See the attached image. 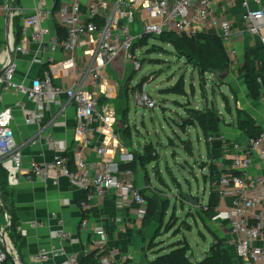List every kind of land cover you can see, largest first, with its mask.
Instances as JSON below:
<instances>
[{
	"label": "built area",
	"instance_id": "1",
	"mask_svg": "<svg viewBox=\"0 0 264 264\" xmlns=\"http://www.w3.org/2000/svg\"><path fill=\"white\" fill-rule=\"evenodd\" d=\"M34 2L20 43L16 45L15 38L10 40L12 54H27V46L32 41L42 51L56 53L61 49L67 57L55 63L49 58V63L54 65L43 78L30 85L17 81L18 64L14 58L3 60L0 104L8 92L25 96L36 105L35 110L25 113L26 123L41 127L51 106H61L59 97L65 95L68 102L75 105L74 137L78 148L69 153L68 148L51 134H40L33 144L44 141L59 155L53 162L33 164L24 169L23 152L12 129L13 111L11 108L0 110V166L7 172L9 186H18L21 177L27 182L43 179L58 185L60 179L67 176L84 192L83 206L114 192L119 208L135 204L139 208L138 218L144 220L148 203L136 183L135 172L130 168L122 169L134 161V156L124 150L116 129L119 119L112 103L120 89L111 72L120 60L129 63L135 71L142 68L136 47L144 35L160 37L173 32L192 38L212 33L228 44L234 36L248 33L264 47V0H242L244 30L241 33L235 30L227 15L219 13L215 0H85L84 4L75 2L58 8L48 6L46 0ZM12 13L20 17L27 15L23 7H15ZM52 20L64 34L48 42L47 23ZM56 78L68 84L57 85ZM257 82L262 87L261 100L264 102V75ZM147 89L145 84L132 87L130 92L135 96L137 107L153 111L158 100ZM213 140L215 138H210V142ZM217 140L227 141L221 136ZM240 145L236 143L231 151H225L224 158L230 159L232 165L226 168L218 182L220 198L225 204L221 219L228 224L232 237L230 246L236 257L245 264H264V177L247 174L255 155L264 162V131L258 138L248 140L245 147ZM92 153L99 162L88 160ZM82 225L86 229L87 221ZM29 227L37 229L41 223L32 222ZM11 229L12 220L7 215V224L0 231V264H21L11 240ZM17 233L26 236L27 230L18 227ZM94 233L100 237L97 247L104 249L107 244L105 229L96 228ZM53 234L60 241L70 239L63 229ZM60 257L64 258L61 264H82L77 254H67L55 246L40 250L36 259L50 261ZM115 257V252H110L101 259V264H109Z\"/></svg>",
	"mask_w": 264,
	"mask_h": 264
},
{
	"label": "crops",
	"instance_id": "2",
	"mask_svg": "<svg viewBox=\"0 0 264 264\" xmlns=\"http://www.w3.org/2000/svg\"><path fill=\"white\" fill-rule=\"evenodd\" d=\"M46 1L47 5L53 8L68 6L75 2L85 3V0ZM215 1L219 13L227 15L235 30L241 33L244 30L242 0ZM15 7H23L27 14L26 17L13 14L12 10ZM34 7V0L17 2L14 0H0V72L3 70V60L8 59V57L14 58L18 64L16 79L26 85H30L36 79L43 78L45 72L50 70L51 65L54 64L49 63V58H53L55 63L63 61L67 57L61 49L56 53H50L48 50L42 51L39 45L32 41L27 46V54L13 53L11 57L9 53L10 40L16 38L19 32L22 36L26 18L32 15ZM47 27L50 30L49 42L58 36L59 29L55 20L49 21ZM30 38V33H28V39L30 40ZM225 47L229 56H238L239 61L243 62L247 52L263 46L254 36L243 33V35L234 36L228 44H225ZM117 66L114 68V73H116V70H120ZM55 83L62 86L68 84L60 78H56ZM118 88L120 89L118 97L112 103L119 119L116 129L119 131L122 147L132 154L131 144L123 142V126H120V109L117 106V103L123 100V90L120 86ZM59 99L62 105H52L45 115L41 127H38L29 125L25 121V113L35 110L36 105L33 101L14 92L3 95L0 110L11 108L13 111L12 129L15 140L20 144L23 152L24 169H28L33 164L53 162L59 155V152L44 141L33 144L40 134H51L55 140L68 148L69 153L78 148L74 137L76 125L75 105L70 104L65 95L60 96ZM246 99L247 101L243 103L242 109L250 113L256 120L257 125L264 130V102L253 100L251 95L250 98L247 97ZM127 109L129 110L128 106ZM221 133L227 135L223 130ZM234 137L243 147L248 144V140L240 132L237 131ZM225 139L230 140L227 136ZM88 160L93 163L99 162V159L93 153L88 155ZM135 163L136 161H133L131 164L135 165ZM218 166L221 167V163ZM134 172L136 183L147 200L148 208L150 204L155 205L156 208L155 215L148 218L147 209V219L144 220L138 218L139 208L135 204L123 209L119 208V199L114 192H111L108 197L94 200L83 206L84 192L79 190L73 180L67 176L62 177L58 185H55L51 180L43 179L27 182L23 177L20 178V184L16 187H10L8 184L12 195L9 204L11 216L12 211H14L19 227H24L27 230L26 236L20 235L21 241L17 248L21 264H61L64 261L63 257L50 261L36 259L40 250L50 249L53 246L61 248L67 254H77L83 264H101V259L110 252H115L116 257L109 264H151L159 256L168 254L173 248H176L179 241L178 233L170 235L165 226L169 209H165L164 212V202H162V205L159 203L158 195L162 189L156 186L148 172L140 174L141 170L139 171V168H137L138 173L136 170ZM247 174L251 177H264V162L257 155L253 158L252 166ZM7 215L9 216L5 210H3L2 215L0 213V231L7 224ZM85 220L87 221L86 229L82 225ZM32 222H40L41 227L37 229L30 228L29 224ZM101 227L107 233V244L102 250L96 245L100 237L94 233L96 228ZM60 229H63L70 236L69 240L60 241L54 237L53 233ZM225 236L228 237L226 246L234 253V255L232 254L233 262L238 264L239 259L236 257L233 247L230 246L232 237L228 224ZM71 240L76 242L73 243ZM13 245L15 246L14 243ZM205 257L198 260L197 263L203 261Z\"/></svg>",
	"mask_w": 264,
	"mask_h": 264
},
{
	"label": "rangeland",
	"instance_id": "3",
	"mask_svg": "<svg viewBox=\"0 0 264 264\" xmlns=\"http://www.w3.org/2000/svg\"><path fill=\"white\" fill-rule=\"evenodd\" d=\"M189 42L195 48L206 49L203 40L191 38ZM136 56L142 63L140 70L135 71L129 63L120 60L117 66L120 70L111 72L123 90V100L117 106L123 142L133 148L136 161L133 170L137 172L139 168L140 174L148 172L162 189L159 203L164 202V212L169 209L166 229L170 235L178 233L177 246L190 248V261L197 263L219 241L232 256L234 253L226 246L227 224L221 219L225 204L220 199L217 208L209 205L211 191L219 192L216 178L221 175L220 163L209 158L206 138L195 120L196 111L213 110L221 131L230 139L228 148L238 142L234 139L238 110L250 98L246 61L228 55L230 65L226 73L202 72L195 63L180 56L173 45L162 43L158 36L147 35L137 44ZM145 84L149 94L158 100L153 111L137 107L130 92L129 87ZM226 136L221 133V137ZM145 159L152 162L146 166ZM185 196L198 205L189 204ZM1 206L0 201L2 215ZM209 208H212L211 216L207 214ZM237 263L245 264L240 259Z\"/></svg>",
	"mask_w": 264,
	"mask_h": 264
},
{
	"label": "trees",
	"instance_id": "4",
	"mask_svg": "<svg viewBox=\"0 0 264 264\" xmlns=\"http://www.w3.org/2000/svg\"><path fill=\"white\" fill-rule=\"evenodd\" d=\"M58 33L61 37H63L64 33L61 31V29L58 30ZM192 38L203 40L205 42L206 49L195 48L189 42L191 38L172 32L161 35L158 37V40L164 44L173 45L180 56L185 57L190 63H195L202 72L210 71L216 74H224L228 71L230 65L228 60L229 54H227L225 44L221 39L212 33L200 34L199 36ZM20 41L21 32H19L15 38L16 45H18ZM245 61L247 68L246 84L251 98L255 101H258L261 99L262 87L258 84L257 80L260 76L264 75V48L258 47L253 51L247 52ZM196 114L197 116L195 121L201 127L206 138L209 158L216 163H221V175L216 178V181L219 182L222 174L226 172V168L232 165L230 159L224 158L225 151L230 150L233 147L230 149L228 148V145L230 144L229 141L223 142L217 140L218 137L221 136V123L218 121V118L216 117L213 110L196 111ZM236 126L237 130L247 140L258 138L264 131L262 127L257 125V122L253 116L243 109L238 110V121ZM210 138H215V140L210 142ZM225 146L227 148H225ZM143 162L144 164L149 165L152 160L145 159ZM133 167L134 165L131 164L122 166V169L130 168L133 170ZM213 172L214 171H212L211 179L213 178ZM11 196L12 195L8 186L7 172L0 166V201L2 198H4L8 208H10L9 204L11 203ZM220 199L219 192L211 191L209 205L211 207L217 208ZM1 207L4 209L3 204ZM211 210L212 208L208 209V216H211ZM155 211V205L150 204L147 218L154 216ZM9 216L12 220L11 240L15 244L17 250L21 241V236L19 233H17L19 222L15 217L14 211H12L11 216V211L9 210ZM189 250V247L179 245L176 248H173L168 254L159 256L157 259L151 262V264H233L232 256L229 254L224 243L221 241L213 245L205 259L198 263H193L190 261L188 256Z\"/></svg>",
	"mask_w": 264,
	"mask_h": 264
},
{
	"label": "water",
	"instance_id": "5",
	"mask_svg": "<svg viewBox=\"0 0 264 264\" xmlns=\"http://www.w3.org/2000/svg\"><path fill=\"white\" fill-rule=\"evenodd\" d=\"M166 33H170V32H166ZM172 33H173V32H172ZM9 53H10V55H11V57H12V51H11L10 48H9ZM3 73H4V70H2V71L0 72V77L3 75ZM185 200H186L189 204H192L193 206H197V205H198L197 202H196L195 200H193L191 197L185 196ZM1 201H2V204H3V207H4V210H5L6 214H9V208H8L7 203H6V200H5L4 198H2Z\"/></svg>",
	"mask_w": 264,
	"mask_h": 264
},
{
	"label": "bare ground",
	"instance_id": "6",
	"mask_svg": "<svg viewBox=\"0 0 264 264\" xmlns=\"http://www.w3.org/2000/svg\"><path fill=\"white\" fill-rule=\"evenodd\" d=\"M4 229V228H3ZM10 249H11V252H12V254H14V252H13V250H12V247L10 246Z\"/></svg>",
	"mask_w": 264,
	"mask_h": 264
}]
</instances>
